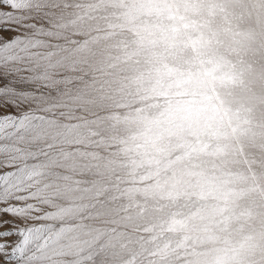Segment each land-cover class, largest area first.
<instances>
[{"label": "rangeland", "instance_id": "obj_1", "mask_svg": "<svg viewBox=\"0 0 264 264\" xmlns=\"http://www.w3.org/2000/svg\"><path fill=\"white\" fill-rule=\"evenodd\" d=\"M57 151L83 264H264V0H53Z\"/></svg>", "mask_w": 264, "mask_h": 264}, {"label": "snow or ice", "instance_id": "obj_2", "mask_svg": "<svg viewBox=\"0 0 264 264\" xmlns=\"http://www.w3.org/2000/svg\"><path fill=\"white\" fill-rule=\"evenodd\" d=\"M53 0H0V264H83L74 153L57 151Z\"/></svg>", "mask_w": 264, "mask_h": 264}]
</instances>
